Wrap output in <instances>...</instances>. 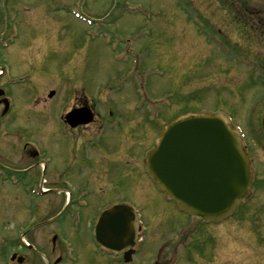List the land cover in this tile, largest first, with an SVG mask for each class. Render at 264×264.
Wrapping results in <instances>:
<instances>
[{
	"label": "rangeland",
	"instance_id": "1",
	"mask_svg": "<svg viewBox=\"0 0 264 264\" xmlns=\"http://www.w3.org/2000/svg\"><path fill=\"white\" fill-rule=\"evenodd\" d=\"M115 53L127 54L125 62ZM0 66V87L12 100L0 113V264L11 248L19 251V225L31 228V215L43 221L63 206L41 185L54 190L66 181L93 189L82 228L105 199L139 208L136 264H264V0H0ZM80 94L99 116L70 140L55 110ZM202 109L232 115L252 161L240 209L206 228L163 201L138 169L164 121ZM94 132L103 134L88 147ZM24 143L47 162L31 178L22 170L32 162ZM98 164L107 169L102 178L94 177ZM85 165L86 181L77 175ZM68 220L34 225L26 239L45 250L52 234L69 240V264H121L81 242Z\"/></svg>",
	"mask_w": 264,
	"mask_h": 264
},
{
	"label": "water",
	"instance_id": "2",
	"mask_svg": "<svg viewBox=\"0 0 264 264\" xmlns=\"http://www.w3.org/2000/svg\"><path fill=\"white\" fill-rule=\"evenodd\" d=\"M225 123L203 112L180 116L163 127L144 161L164 197L206 223L231 216L250 187L248 155ZM135 231L132 210L116 205L101 215L95 237L101 246L119 250L133 244ZM122 237L129 239L117 241Z\"/></svg>",
	"mask_w": 264,
	"mask_h": 264
},
{
	"label": "flooded vegetation",
	"instance_id": "3",
	"mask_svg": "<svg viewBox=\"0 0 264 264\" xmlns=\"http://www.w3.org/2000/svg\"><path fill=\"white\" fill-rule=\"evenodd\" d=\"M5 93H3L1 95V91H0V109H1L0 110V113L1 114H5L6 111L8 110L6 108V106L4 105L3 101H2L3 98H4V96H5ZM55 96L56 95L54 93V96L53 97H55ZM87 102H88V97L85 96V94H84V96L82 94H80V95H77V97H75L72 101H71L70 98H68V100L66 102H64L62 100L61 104L58 105V109L55 110V114L57 116V122L59 124L58 126L63 129L62 134L66 138H69L70 137L69 139L71 140V137L76 134L75 133L76 131L81 130V129H86L87 127H89V125H92L96 121L97 117L99 116L97 113H95L92 110V108L90 109L88 107V103ZM78 108H80V109H82V108H84V109L85 108H89L93 112V114H94V117L91 116V118L93 117V120H92V122H90V124H85V125H81V126L71 127L67 123L68 115L69 114L71 115V113L73 112V110L78 109ZM4 109H6L5 112H4ZM77 114L78 113H75V116H73V118H72V120H74L73 123H78L81 120L83 121V120H88L89 119V117H88L87 114L86 115H83V116H78ZM1 116H3V115H1ZM69 123H71V122H69ZM56 133H57L56 135L59 134L58 131ZM88 139H89L90 142H92V140H94V137H89ZM75 141H76V139L74 138V142ZM73 145H74V143H73ZM26 148H27V146H24L23 147V151L26 150ZM71 148H72V144L70 145V148H69V155H70V149ZM72 153H73V151L71 152V154ZM27 154L29 156V159L32 160V166H33L32 167V171L29 170L28 172H33V168H35L34 166H37V165L41 164V162L43 161V159L40 158V157L39 158L36 157L35 153L33 151H31V150H27ZM114 156H116L118 158L119 157V152L115 151L114 152ZM72 164L68 167V169L72 167ZM138 169H139V167H138ZM98 170H99V174L97 176L96 174L98 173ZM106 171H107V169L105 167L103 169V165L102 164H98L97 165V169H96V173H95L94 177L102 178L104 174L107 175V172ZM77 175L78 176H81V177H84L85 176V175H82L81 173H77ZM29 176L31 177V173H30ZM54 182H56V181H54ZM60 183H63V182H60ZM64 192H65V189H60L59 188L56 191V194L58 196H62ZM63 199H64V195L62 196V201L61 202H63ZM59 202H60V200H59ZM81 208H82V206L81 207H78L76 205V201H74V199L71 198L69 204H67V205L64 204V206H62L59 209V211L57 212V213L61 212V214L59 215L60 218H59L58 221L64 220L65 218L66 219L69 218V220H68L69 222L67 223V226L70 227V222H71V219L72 218H70L69 214H74V215H78L79 217H81V224L79 226L81 228H76L77 229L76 231L80 235L81 242H84V244L87 245L88 243L91 244L92 243V240H93L92 239V236H90V235H91V230L94 228V223L92 224L91 222L86 221L85 224H84V227L82 228V215L84 213H86L87 211H82V210H80ZM87 219L89 220V217H87ZM47 220L48 219H46L44 222H42L39 225H44V223ZM36 225L37 224H35V226ZM31 228H27L25 230V232H23L22 236L24 238H27L28 237L29 232H30L29 229H31ZM87 232H88V236H87ZM57 238H58L57 236H54V237L51 236V239H50V248L48 250H45V248L42 247L43 245L42 246H39V245L36 246L35 245V241H32L31 238H30L31 242L29 241V243L27 245H21V247L18 246L19 247V251H14V252H17V253H15L16 254V257L12 259L13 263H15V264H18V263L19 264H34V263L39 262V263H44V264H60L61 261H62V259L64 258L63 255H65V249H64V247H62V250L61 251L63 253L60 252L59 246L57 245ZM14 249H16V248L14 247ZM46 254L49 255V259L48 258L46 259V257L43 258V256H45ZM52 257H54V258L52 259ZM123 259H124V257L121 254L119 256V260L122 262Z\"/></svg>",
	"mask_w": 264,
	"mask_h": 264
},
{
	"label": "bare ground",
	"instance_id": "4",
	"mask_svg": "<svg viewBox=\"0 0 264 264\" xmlns=\"http://www.w3.org/2000/svg\"><path fill=\"white\" fill-rule=\"evenodd\" d=\"M225 125H226V127H227L228 129H230V127H229V125H228L227 123H225Z\"/></svg>",
	"mask_w": 264,
	"mask_h": 264
}]
</instances>
